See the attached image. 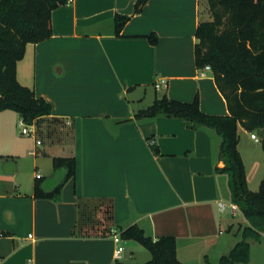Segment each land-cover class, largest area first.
<instances>
[{
    "label": "crops",
    "instance_id": "obj_1",
    "mask_svg": "<svg viewBox=\"0 0 264 264\" xmlns=\"http://www.w3.org/2000/svg\"><path fill=\"white\" fill-rule=\"evenodd\" d=\"M135 2L70 0L52 11V36L28 43L18 61V81L52 113L23 135L18 113L0 111V264L142 263L150 256L132 239L122 241L127 261L114 255L111 229L132 224L154 239L174 236L183 264H218L241 240L248 222L229 208L216 130L136 117L163 95H198L203 112L230 114L212 71L202 76L195 63L197 26L212 19L208 0H148L137 14ZM116 14L131 16L119 35ZM241 141L250 185L261 166L248 168ZM55 157H74L76 174L57 198H39L38 184L51 191L65 177ZM250 243L249 264H264V241Z\"/></svg>",
    "mask_w": 264,
    "mask_h": 264
},
{
    "label": "trees",
    "instance_id": "obj_2",
    "mask_svg": "<svg viewBox=\"0 0 264 264\" xmlns=\"http://www.w3.org/2000/svg\"><path fill=\"white\" fill-rule=\"evenodd\" d=\"M70 0H0V111L13 110L28 124H37L52 113V105L18 81L17 63L28 43L52 36V11ZM148 0H136L134 13H140ZM211 20L196 29L194 54L200 69L210 65L216 84L227 101L229 115H212L200 108L199 96L190 101L156 98L136 117L166 115L213 128L221 137L218 168L229 177L232 202L237 203L247 220L242 238L224 254L218 264H249L250 241H264V178L258 190L249 188L246 167L239 151V130L260 131L264 152V0H208ZM130 15L116 14V34H120ZM152 43L156 36H150ZM56 169L64 167V179L51 191L36 186L35 196L57 198L64 182L76 174L74 157H55ZM123 239L135 240L152 258L143 264H183L177 257L174 236L157 239L138 224L121 230ZM117 264H131L118 261ZM210 264V263H208Z\"/></svg>",
    "mask_w": 264,
    "mask_h": 264
},
{
    "label": "rangeland",
    "instance_id": "obj_3",
    "mask_svg": "<svg viewBox=\"0 0 264 264\" xmlns=\"http://www.w3.org/2000/svg\"><path fill=\"white\" fill-rule=\"evenodd\" d=\"M18 115H19V118L22 119L19 113H18ZM18 122H19V120L17 121V123ZM14 129H15L16 132H18L20 134L22 133V126L17 125L16 123H15ZM254 133H256V132H254ZM240 134H241L240 136H241V140H242L241 141L242 142L241 143V150L243 152L244 157L246 158V162L248 164V168H250L251 163L254 162L255 160H257L260 163V166H261L260 173L257 175V177L255 179H253L250 182V185H249V188L251 190L256 191L259 188L261 180L264 178V152H263V149H262L260 136L256 133V135L258 136L259 140L258 141H254L253 139L250 138V135L248 136L246 133H240ZM243 219L244 218L241 215V212L237 211V213L235 214L234 220H240L241 221ZM142 251L144 253H146V255L150 256L149 259L152 258L151 253L147 249L142 247ZM121 260L127 261V257H124ZM140 260H142V259H139V255H138L137 256V261H135V262H141ZM145 262L146 261H143L142 263H137V264H143Z\"/></svg>",
    "mask_w": 264,
    "mask_h": 264
},
{
    "label": "built area",
    "instance_id": "obj_4",
    "mask_svg": "<svg viewBox=\"0 0 264 264\" xmlns=\"http://www.w3.org/2000/svg\"><path fill=\"white\" fill-rule=\"evenodd\" d=\"M208 71H212L210 65H206L205 67L200 68V74L202 76L206 75V73ZM166 84H167L166 80L163 79L159 82H156L155 87L157 89H160L163 85L165 86ZM19 124H20V126H22V133L23 134L34 135L36 133V128H35L34 124H28L23 119L20 120ZM251 138L255 141L259 140L258 136L254 132H251ZM38 143H40V141H38ZM37 177H41L40 173L37 174ZM220 206L222 207V209H224L226 207V203L220 202ZM229 208L234 213H236L237 211L240 210L238 204L234 203V202L229 204ZM110 233H111V236L113 237L114 241L117 244V247H116L115 253H114L115 258L117 260H121L124 256V251H125V247L122 245L123 238L121 236V232L116 228H112Z\"/></svg>",
    "mask_w": 264,
    "mask_h": 264
}]
</instances>
